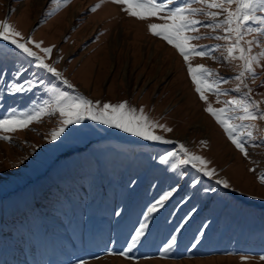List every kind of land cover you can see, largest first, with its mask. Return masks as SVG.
<instances>
[{"label":"rangeland","instance_id":"obj_1","mask_svg":"<svg viewBox=\"0 0 264 264\" xmlns=\"http://www.w3.org/2000/svg\"><path fill=\"white\" fill-rule=\"evenodd\" d=\"M97 3L100 0H71L45 20L44 13L56 7L50 5V0H0V20L7 18L25 35L31 33L34 40H42L44 46L55 45L53 57L62 58L57 67L64 71L77 92L93 101H128L137 109L143 107L150 118L173 129L171 133L157 129L156 134L177 143L142 141L116 129L85 122L91 125L90 129H81L63 147L53 148L46 137L57 126L58 115L45 116L29 129L10 134V143L0 140V264H77L78 260L86 264H264L260 260L264 253L236 251L234 247L225 252L187 255L180 259L161 258L160 251L157 255H145L140 247L131 253L134 261L108 255L109 250L118 252L125 248L132 228L138 226L135 222L125 236L117 234L125 216L130 219L131 195L142 183L150 186L146 198L154 191L160 195L175 181L179 190L170 202H175L177 210L188 208L186 216L191 213L192 218L186 226L208 208L210 219L206 220L203 231L208 233L222 215L226 220L224 229L232 226L228 239L232 234L239 237L251 230L264 239V186L248 171L253 164L235 149L204 111L207 105L195 92L182 57L165 41L148 33V23L162 21L154 18L139 21L112 3H103L96 12H90L89 8ZM194 43L219 42L203 39ZM4 46L0 42V48ZM191 63L204 64L225 77L234 75V65H221L199 57L191 58ZM261 80L264 73H260L255 83L249 81L255 100H264V86H259ZM234 86L230 80L222 87ZM0 96V110L6 108L4 114L13 108L28 111L32 100L42 103L48 99L43 90L11 96L4 89L3 81H0ZM216 101L215 95L208 94V103L213 108L221 107ZM256 123L264 129V121ZM201 141L207 143L201 144ZM179 143L209 160V166L217 170L219 178L228 180L231 187L224 189L201 177L197 189L193 190L188 185L196 173L190 167L181 169L189 173L184 179H177L175 173L167 171V165L159 164V156L176 151ZM249 152L252 160L259 162L258 168L264 170V147H250ZM24 156L28 160L20 164ZM81 175L90 176L102 187L105 201L93 211L86 185L79 178ZM126 180H130V185L123 195L118 186ZM74 181V190L82 189L84 197L78 199L73 194L68 185ZM207 187L215 191L203 192ZM48 188L50 193L44 194ZM50 196L53 201L48 202ZM63 197L68 204L60 212L56 205ZM182 199L187 202L180 203ZM147 204L149 201L144 200L138 206L145 208ZM192 209L195 211L191 212ZM116 211L122 215L116 216ZM235 212L237 216L231 215ZM70 213L78 220L76 227L67 223ZM88 221L96 228L94 234L89 235L87 231ZM242 255L249 259L241 261Z\"/></svg>","mask_w":264,"mask_h":264},{"label":"snow or ice","instance_id":"obj_2","mask_svg":"<svg viewBox=\"0 0 264 264\" xmlns=\"http://www.w3.org/2000/svg\"><path fill=\"white\" fill-rule=\"evenodd\" d=\"M70 3L71 0H50V5L56 7L46 11L44 19L47 20ZM103 3L118 5L127 16L139 21L153 18L162 21L148 23V33L165 41L182 57L195 92L207 105L204 111L215 120L235 149L253 164L248 171L264 186V170L258 168L259 162L253 161L249 152L250 147H264V135H261L264 129L256 123L264 121V107H261L264 100L253 99V89L249 87V81L255 83L260 78V73H264V0H100L89 11L96 12ZM203 39L219 43H194ZM0 42L5 45L0 48V81H3L7 93L11 96H25L43 90L48 96L42 103L32 100L28 111H17L13 108L4 114L0 118V140L10 143V134L29 129L30 125L41 121L45 116L58 115L57 126L46 137V142L53 148L63 147L66 140L71 135L80 133L81 129H90L91 125L85 122L116 129L142 141L177 143L156 134L157 129L164 133H171L173 129L150 118L143 107L137 109L128 101H93L77 92L76 86L57 67L62 58L53 57L56 46H44L42 40H34L31 33L25 35L10 24L7 18L0 20ZM217 52L219 56L216 55ZM193 57L212 59L221 65H234V75L225 77L204 64L193 65ZM230 80L235 86L223 88ZM259 86H264V80L260 81ZM208 94L215 95L216 102L222 106L213 108L208 103ZM221 96L229 98L221 100ZM206 143L201 141V144ZM68 154L70 153H65ZM26 160L28 156H24L20 164ZM210 163L203 156L191 153L183 143L178 144L176 151H167L159 156V164L167 165L166 170L175 173L177 179H184L189 175L181 169L190 167L194 170L196 176L191 178L188 185L193 190L197 189L201 177L229 189V181L219 178V173L209 166ZM178 190L174 181L173 185L147 204L126 247L118 252L109 250L108 255H119L123 259L134 261L135 257L131 253L142 243L150 227L149 221L154 218V214L166 207ZM209 191L214 192L215 189H203L205 193ZM195 194L194 191L193 195ZM186 202V199L180 201ZM194 211L195 209L191 210ZM115 215L121 216L122 212L116 211ZM191 218L189 213L176 227L175 232H180ZM199 235L203 236V231ZM196 243H199V239ZM175 244L176 238L173 235L159 250L161 258L167 256ZM195 246L196 244L192 245ZM247 259L248 256H241V261ZM260 260L264 261V255L260 256ZM77 264L86 262L78 260Z\"/></svg>","mask_w":264,"mask_h":264},{"label":"trees","instance_id":"obj_3","mask_svg":"<svg viewBox=\"0 0 264 264\" xmlns=\"http://www.w3.org/2000/svg\"><path fill=\"white\" fill-rule=\"evenodd\" d=\"M5 112L6 108L0 110V117H2ZM79 178H81L87 186L84 187L88 191L87 195H89V199L91 201L90 209L93 211L97 208L99 203L105 201V199L103 198L102 187H100L98 182L94 180L92 181V178L88 175H81L79 176ZM75 181L69 184L68 186L71 188L73 194L77 195L75 197H78L79 199L80 197H84L85 194L82 189L80 192H76L74 190V187L76 186ZM113 185L114 184H112L111 187ZM129 185L130 180H126L118 186L119 190L122 191L123 195L129 190ZM149 191L150 186L148 183H142L133 191L130 199V201L132 202L129 203L131 205L128 214V217L130 219L126 218L125 216V219H123L119 223L120 232H118L117 234L125 236L134 227L132 229L129 228H131L132 225L137 222L139 218H141L140 214L144 208L142 206H138L139 202L147 200L149 201V203H151L154 201L155 198L159 196L160 192L154 191L150 197H148L147 194V197L145 198L146 193H149ZM49 193L50 188L44 190V194ZM51 201H53V197L50 196L48 198V202ZM67 204L68 203L66 201L64 202L63 197V201L60 200L56 206L61 212L65 209ZM188 206H190V204ZM187 209L188 208L184 207L181 210H177L175 202L172 201L168 204V206H166L162 214H154V218L149 221L150 227L147 230L146 235L142 240V243L137 245V247H140L142 253L145 255H156L159 252L160 248L173 235L176 238V244L173 246L167 256L175 259H180L187 255L200 256L210 255L214 252H225L229 251L231 247H234L236 251H243L255 254L264 253V239H260L256 235H254L253 230H251L249 234L243 233L239 237H237L236 234H232L230 236V239H228L232 231V226L227 227V230L224 229V227L226 226V220L222 215H220L215 220L212 229L208 233L204 232L203 229L206 220L210 219L208 208H205L203 211H201L198 214L197 218L193 219L188 226L183 227L180 232H175L176 227L186 217ZM231 215L237 216V213L235 212ZM236 219L237 217L235 218V220ZM77 221L78 220L75 217L74 213L67 214V223H70L71 227H76ZM228 221L233 222L232 219ZM3 223H5L4 220ZM90 225L91 222H86L87 230ZM201 231H203L204 233L203 236L199 235ZM197 239H199V243H196ZM193 244H196V246L192 247Z\"/></svg>","mask_w":264,"mask_h":264}]
</instances>
